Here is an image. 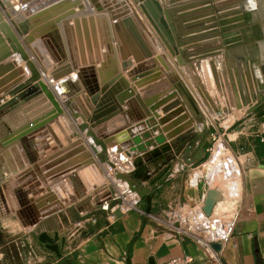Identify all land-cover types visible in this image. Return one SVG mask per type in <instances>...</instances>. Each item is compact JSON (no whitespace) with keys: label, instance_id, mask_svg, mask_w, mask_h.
Instances as JSON below:
<instances>
[{"label":"bare ground","instance_id":"bare-ground-1","mask_svg":"<svg viewBox=\"0 0 264 264\" xmlns=\"http://www.w3.org/2000/svg\"><path fill=\"white\" fill-rule=\"evenodd\" d=\"M0 1L4 3V6L0 3V64L6 65L10 63L13 69L18 71L19 76L17 82L0 92V153L9 149L12 145H19L25 156V158L21 157L22 164L19 165L12 156L11 160H13L14 166L4 159L5 168L0 162V190L2 193L4 190L7 191L15 188L16 177H25L26 182L22 185L20 191L30 193V196L42 184L47 188L48 184L41 179L38 172V169L42 170L43 168L41 166L42 160L47 155L73 144L72 142L76 138H82L87 145L91 143L90 139L92 137L88 129H93L88 126L89 122L93 120L92 117H95L91 102L95 98L94 93L97 92V88L99 89L98 93L101 94L103 99L101 102L106 105L107 93L103 92L105 87L104 83L100 80L107 75L106 63L112 62L116 67L118 65L123 72L127 73L125 76L129 81L130 79L137 81L136 86H142L156 79H162L158 80L160 85L156 82L155 88L157 90H155L154 94H164L167 90L159 89V87H163L162 85L165 83L166 85L168 82L170 84L178 83L180 76L172 67V60L183 64V68H187L186 66L191 62L192 66L195 63L201 72L206 74L211 82L215 84V97L217 96V100L219 101L220 99L221 102L223 98L222 102L226 104L224 92L222 91L227 92L228 75L223 65V60L226 62L227 59L239 55V52L245 53L246 49V52H248L250 49L248 42L253 39V35L251 34V30L253 29L251 28L254 27L252 23L255 18L252 11L254 9L252 6L254 0H239V11H236V9L232 11L231 7L236 3L235 0H226V3H222V0H206L208 2L205 5L209 6L207 12L211 14L217 12L215 18L211 16V20H209L213 25L210 26V29L215 30L212 33H208L211 30H204L206 26L210 25V22L200 25L194 24L192 27H200L196 29V32L194 30L192 31L193 33L191 31L184 33L187 29L190 30L191 28H185L186 24L199 18L198 13L196 17L195 15L185 16L184 13L195 9L200 10L202 8L201 2L205 0H194L192 2H185V0H37L25 5L20 0ZM260 3H264V0L260 1ZM202 12L206 11L199 13ZM222 12H225L223 16H221ZM127 16L134 17L149 47L148 51L144 52L137 45L140 53L139 58L131 55L127 45L125 44L124 46L122 44L120 28L117 29L116 27V24ZM231 17L232 19H229ZM222 20L226 21L222 22ZM251 21L252 23H250ZM49 23L53 27L46 28ZM248 24L250 28L245 29V27L248 28ZM80 27L83 28L85 38L87 39L85 43L87 53L76 56L72 52V37L69 30L73 32L75 29L79 33ZM18 29L21 30L22 35L19 34ZM216 29H218L219 33H217ZM234 32L236 33L235 35L241 38L240 44L243 47L231 48L233 47L232 44L236 41L238 42L236 39H230L234 35L232 34ZM46 33H49L48 39L51 42V46L49 42L44 41ZM130 33L131 37L138 44L134 32L130 31ZM204 40H210L212 44L187 49L189 46H195L202 41L204 42ZM125 47L128 51H124ZM206 50H210L208 51V53L210 52L209 57L206 52L202 53ZM160 60L166 64H163ZM215 60L220 62L219 72L215 70V67L218 66ZM234 61L233 69L235 71L228 72H230V76L235 84L234 89L236 86L238 88L236 90L240 101L239 104H242L241 99L246 104V97L251 93L252 85L248 84L244 74H246V71L248 72L247 63L250 62H248L249 60L242 62L239 60ZM236 62H239L238 66ZM262 63V60H260L259 64L261 65ZM65 65L67 67L62 70L63 72H55L59 67ZM156 66H158V74L161 73L159 76L154 74ZM253 66L249 67L252 68L250 75L253 74L255 79L256 75ZM110 67L112 68V65ZM66 68L68 72L70 71V74L64 76L68 73H64ZM191 68L193 71V67ZM98 69L105 72L101 71L99 73ZM243 72L245 73L242 75ZM193 74L195 75V73ZM239 74L244 83L240 79ZM69 75L70 77H68ZM221 76H223V79ZM252 77L251 79L253 80ZM118 79L122 82V88L126 86L131 87L132 91L137 93L133 82L128 81L133 85L130 86L124 78L118 77ZM254 82L257 83L256 79ZM118 88L119 86H117V90ZM27 90V93H23ZM117 90H112L113 93L112 96L110 95V100H112L114 92ZM36 91L38 92L34 95ZM147 92L148 90L138 93V95L144 101L146 107H150L154 113L155 110L151 105L154 102L149 101L150 93ZM207 98L209 101L210 96L208 95ZM128 102L129 100H126L124 103L117 105L119 107L122 106V108L126 107V112L119 113L114 119L105 122V142L103 141V137L92 138L94 145L100 149L99 152L92 150L93 155L100 158L101 155L106 154L107 160L99 159V164H102L100 166L102 170L106 171L107 168L115 173L113 176L115 178H113L114 183L116 181L125 183L126 181L122 173L118 171L114 172L116 170L115 162L109 160L108 154L111 151L121 152L120 150H111L108 142L109 138L124 134L127 135L125 136L126 138H131L127 141L128 143L129 141L132 142L133 138H140V141L145 144V141L151 140L155 142V138L159 135L166 142L162 130L154 122V114L148 121L146 119L149 117L140 122L134 121ZM126 104L128 105L126 106ZM42 105H46V108L40 109ZM88 105L91 106L92 111ZM100 111L106 112V109H101ZM39 113L43 115L46 113L44 118L48 117V119L42 121L44 122L42 125L44 132L40 131L38 133L36 129L40 130V128L38 126L35 128L28 127V123ZM102 117L103 115L100 118ZM165 123H162V125ZM133 130H137V133L135 134ZM147 130H149L150 138L142 140L143 136L141 132ZM155 133L157 136L153 137ZM42 136L45 139H42ZM126 152H124V156H126ZM130 154L132 153H129V156H126V158L130 157ZM110 155L112 156V154ZM89 157L91 158V156ZM11 160L9 159L10 163ZM111 164L115 168H112ZM95 166L101 176L99 168L97 165ZM82 169L83 166L81 165L70 169L69 179L65 181L61 180L56 185L64 184L63 187L68 188L67 184H65L67 181L80 193L79 197H82V193L76 183L80 179L87 182ZM34 170L37 173V177L32 175ZM117 174L122 179L116 178ZM22 180L24 179L22 178ZM34 180L38 183H35ZM129 184L127 182L126 188L129 189L130 193H133L134 191L130 190ZM112 191L115 192L114 188H110L108 192L107 190H103L101 193L96 194L94 198L88 199L89 201L91 199H98L103 202L106 199V194H110ZM74 194L78 195L76 192ZM93 200H91L92 205ZM92 205L86 204L87 207Z\"/></svg>","mask_w":264,"mask_h":264},{"label":"crops","instance_id":"crops-1","mask_svg":"<svg viewBox=\"0 0 264 264\" xmlns=\"http://www.w3.org/2000/svg\"><path fill=\"white\" fill-rule=\"evenodd\" d=\"M188 1L192 2L194 0H185V2ZM222 1V3H226V0ZM235 1L236 3L231 7L232 11L233 9L239 11V0ZM207 2L206 0L202 1V8L200 9L206 12L199 13L201 11L195 9L184 13L185 16L195 15V17L198 13L199 17L195 19L197 22L193 20L186 24L185 28H191L190 30L187 29L184 33L190 31L193 33L192 31L194 30L196 32V29L200 27H192L194 24L200 25L209 22L210 25L206 26L204 30H211L210 26L212 22L209 20H211V16L215 18L217 12L215 14L208 13L209 6L205 5ZM225 12H222L221 16ZM229 19H232V17ZM224 21L226 20H222V22ZM50 25L49 23L46 28L53 27ZM216 30L219 33L218 29ZM88 31L90 32V30ZM214 31L211 30L208 33ZM69 32L72 37L73 54L76 56L85 55L87 53L85 44L87 39L85 38L83 28L80 27L79 33L75 29L73 32L70 30ZM232 34L234 35L230 39H236L238 42L236 41L232 44L233 47L231 48L240 47L241 38L235 35V32ZM48 36L49 33H46L44 41L49 42L51 46ZM106 37L108 38V36ZM211 42L210 40H204V42L202 41L195 46H189L187 49L208 45ZM257 50V56L262 60V65H264V46L260 45ZM208 51L210 50L203 51L202 53L206 52L209 57L210 52L208 53ZM234 60L241 62L249 60L248 52H239V55L227 59L224 65L227 71H235V69L231 68L235 63ZM160 61L166 64L162 60ZM191 63L186 66L187 68H184V71L187 69V75H191L189 76L190 80L193 78L191 81L194 84V93L202 106L205 105V108H207L200 109V112L205 114V118L202 119L200 117L199 111L192 110L189 113L190 124L187 125L190 134L183 135L182 138L178 139H168L164 145L169 147L166 152H161L160 149L157 151L158 148H156L151 149L147 153L137 154L129 159L124 156V153H120L119 155L112 154V156L110 155L111 153L108 154L109 159L116 162L117 169L114 172L118 171L123 174L134 169L135 160L142 161V166L137 168L136 171L143 188L152 189L155 182L164 181L163 185L151 196L150 212L146 213L148 199L143 198L137 203L135 209L122 211L116 207L113 208L111 213L105 218L104 224L99 228L80 229L84 228L85 225L72 224V220H78L79 218L76 216L75 218L71 211L64 213L69 208L67 206L76 205L82 201L78 195L74 194L75 192L78 194L76 189L66 181L65 184L68 187L66 191H68L69 197L63 193L64 198L67 199V204L62 203L63 208L57 207L58 209L48 213L46 216H39L38 210L35 207L32 210H25L24 207L18 205L16 210L18 220L10 217L6 220L13 223L12 229L14 228L15 231H17L18 227L23 226L22 222L27 224L26 221L32 223L40 221L38 226L41 227L42 233L50 237L49 233L52 232L58 235L61 240L62 246H60V252L63 261L54 260L55 255L52 256L48 252V254H38L40 257H32L30 254L26 255L25 264H126L127 257L130 259V264H162L173 257L185 256H189L192 259V264H210L214 260H216L217 264H264V122L256 125L252 120L245 119L241 124L235 125L237 116L224 114L223 112L231 108H239L241 110L248 108L255 101L256 93L261 91L264 93V80L263 78H259V73L256 74V71L259 70L257 65L253 66L251 62L247 63L248 72L246 71V74L243 72L242 75H245L248 84L252 85V88L251 93L246 97V104L243 102V99H241L242 104H239L240 101L236 90L238 88L236 86L234 89L235 84L232 77L228 75L230 73L227 72L229 76H227V90L225 88L227 92L222 91L224 92L226 104H223V98L220 102V99L218 101L217 96L215 97V84L211 82L206 74L201 72L198 65L193 63L192 66ZM215 63L218 65L215 67V70L219 72L220 62L215 60ZM250 65L255 69L257 83L254 82L253 74L250 75V72L252 73V68H249L251 67ZM18 66L21 67L19 64ZM157 67L154 74L159 76L161 73L158 74ZM191 67H193V71ZM162 71L164 72V70ZM122 76L124 78L125 75ZM199 77L202 78L200 79L201 81H199ZM221 77L223 79V76ZM240 79L242 80L241 75ZM128 81L129 79L126 80V82ZM129 82L134 83L133 85L137 90L135 94L148 90L147 93H150L149 101L153 100V98L156 99L159 95L154 94L155 90H157L155 88V81L143 84L142 86H136L137 81L131 79ZM129 82L128 84L133 86ZM242 82L244 83L243 80ZM188 83L191 82L189 81ZM118 86L122 88L121 85ZM202 88L204 91L201 90ZM114 89H117V86ZM27 92L28 90L23 93ZM208 95L210 96L209 101L207 100ZM205 102L207 103L205 104ZM45 106L42 105L40 109L46 108ZM123 109V112H126V107ZM213 109L219 113L217 115L218 122H215L217 126L215 129L219 133V136L215 141H212L213 143L210 146L212 138L203 136L202 131L206 125L204 119L206 122L210 119V115H208L206 110ZM44 119H48V117ZM176 139L178 141H174ZM120 145L123 147V150H127L128 142ZM215 150L217 151L216 155L211 159V155L213 154L211 153L209 160L211 163L217 161L216 165L211 168L209 163L210 166L206 167L203 163L207 157L209 158L207 153L209 151L214 152ZM153 152H158L155 157L152 155ZM223 153H225L224 155L228 154L230 158L228 157L226 160L222 159L220 154ZM126 159L127 162L125 164L124 160ZM148 159L150 160L149 163H147ZM131 167L133 168L131 169ZM38 172L41 177L42 170L38 169ZM109 172L113 171L106 168V185L100 183L97 187H93L85 178L90 187L88 191L86 190L87 198H90V196L94 198L103 189L108 191L110 189L109 182H113L117 186L115 189L117 194L126 195L128 191L125 185H121L118 182L114 183L107 174ZM32 175L37 177L35 170ZM148 175L150 176L149 187L146 180V176ZM84 177L86 176L84 175ZM101 177L103 180V175ZM25 182V177H21L20 180L15 181V184H18L15 188L22 189V185ZM34 182L38 183L35 180ZM57 182L54 184L56 185ZM40 186V189H46L43 184ZM68 198H71L70 202ZM131 199V195L125 196V201L130 202ZM91 200L88 204L92 205ZM208 204L212 207L210 214L206 215L204 208ZM105 205L107 206V204H104V207ZM117 209L120 211V214L114 217L113 214ZM172 215L178 218H186L189 222L197 224L207 222L211 226L213 225L219 237L228 238L227 244L223 247L220 246V249L215 251L211 248V244L220 243L212 242L209 248L205 246L203 238H196L185 234L181 235L174 232L168 224ZM46 258H48V262L44 261Z\"/></svg>","mask_w":264,"mask_h":264},{"label":"rangeland","instance_id":"rangeland-1","mask_svg":"<svg viewBox=\"0 0 264 264\" xmlns=\"http://www.w3.org/2000/svg\"><path fill=\"white\" fill-rule=\"evenodd\" d=\"M260 1H262V0H254L255 6H258V7H254V9L252 10L254 12L253 14H254L255 18L253 20V23H252V21L250 22V23L254 24V27L251 28V29H253V30H251L252 31L251 34L254 36L253 37L254 40L248 42V45H250L249 46L250 49L248 50V56H249V60L251 61L252 65H257V62H255L254 59L258 57L257 56L258 47H260V45L264 46V3H260ZM0 3L2 6H4V3L2 1H0ZM249 24L247 25L248 28L245 27V29L250 28ZM18 32H20L19 34L22 35V32L20 29H18ZM241 47H243V46H240L239 48H241ZM246 50L244 52H246ZM224 61L225 60H223V65H225V63H226ZM171 63H172L173 68L178 72L180 79L178 80V83L170 84L168 82L167 85L165 83L162 85L163 87H161V88L159 87V89H163V90H165V91L167 90V91L164 94H159L156 99L153 98V100H151V101L156 102V103H157V101H159V103L156 104L157 109L154 111V113L150 107L148 108L151 113H150V117L146 119L148 121L149 119L152 118V116L154 114V116H153L154 122L157 124V127L162 130V133L166 138V142L163 145H161V146L157 145L160 150H161L162 146H164L167 143L168 139H170V138L171 139H174V138L178 139V138H182L183 135H187V134L189 135L190 134V131H189L187 125L190 124L189 113L192 110H194L196 112L199 111V114L201 115L200 117H202V119H203V118H205V114L200 112V109H207V108H205V105L202 106L198 97L194 93V89H193L194 84L192 83L189 76L184 71L183 64L178 63L174 60H172ZM262 64L257 65V68L259 70L256 71V74L259 73L260 74L259 78H263V80H264V65H262ZM111 65H112V68L110 67ZM231 68H233V67H231ZM225 70H226V68H225ZM98 71H99V73H101V71L103 73L105 72L103 70L100 71V69H98ZM227 72L228 71L226 70V73ZM228 73H230V72H228ZM106 74L107 75L104 77L106 79L104 80V78H103L100 80H101V82L104 83L105 88H104L103 92L105 91V93H107L106 94V105H107L109 103H112V100H110V95L112 96V93H113L112 90L116 86L121 85V83H122L121 80L118 79V77L123 78L122 74L126 75L127 73L123 72L122 69H120V67H118V65L116 67V65H113L112 62H110V63L108 62V63H106ZM228 75L230 76V74H228ZM112 76L114 79L112 78ZM124 79L127 80L126 76H124ZM200 79H202V78L199 77V81H201ZM158 80L160 81L162 79H156L155 83L158 82ZM189 81L191 83H188ZM158 84H159V82H158ZM176 84H179V85H176ZM96 91L97 92L94 93L95 98L91 102L92 108L94 110L91 109V106H89L90 103L88 105L90 110L91 111L93 110L95 113V117L94 118L92 117L93 120H91L89 122V126H88V127L92 128L93 130L88 129V131H89V134L92 138H100V137L102 138L103 137V141L105 142L104 139L106 138V129H104V128L106 127V123H105L106 121H102L101 123H98V121H101L100 117L102 115H103V117L106 115V112L100 111L101 109H106V105H105V103L101 102V101H103V99H102L101 94L98 93L99 92L98 88L96 89ZM97 94H99V95L97 96ZM252 99H253V97H252ZM127 105L128 104H126V106ZM246 109H248V110H246ZM246 109L241 110L239 108L238 109L231 108L228 110L226 109L223 112H224V114H233L234 116H237L235 125L241 124L242 122L245 121V119L252 120L253 123H255L256 125L259 124L260 122H264V120H263V118H264V93L263 92L256 93L255 101L251 105H249L248 108H246ZM117 110H119L120 113H122L124 111L122 106H120V107L117 106ZM206 111L208 112V115H210V119L207 122L204 119L206 125L202 131V135L205 136L206 138L208 137L210 139L213 137L218 138L219 133L215 129V128H217L215 122H218L217 121V115L219 113L217 110H214V109L213 110H206ZM166 115H168L169 117L171 116V118H170V120H166L165 121L166 123L162 125V123L159 122V119L166 116ZM91 122H93V123H91ZM102 129H104V130H102ZM133 131L135 134L137 133L136 132L137 130H133ZM104 136H105V138H104ZM125 136H127V135L123 134L119 138H126ZM154 136H157V134L155 133L153 135V137ZM92 138L90 139L91 143L88 145L83 141L82 138H76V140H74L73 142L71 141V142L72 143H74L76 141L82 142L80 144L88 152L89 156H91L92 163L97 165V167L99 168V170L101 172V176L103 175V184L106 185V171L102 170L100 167L102 164L101 165L99 164V159H106V154L101 155L100 158H97V156L95 157V155H93L92 150H95V152H99L100 149H99V147H96L94 145ZM111 138H116V136H112ZM152 139H154V138H152ZM177 139L174 141H178ZM210 141H211V143H210V146H211L213 142H212V140H210ZM142 144H144V143H142ZM109 145H110V147H112L111 150H120L121 151L120 153H124L127 151V150L126 151L123 150V147L120 145V142H118V141L109 142ZM157 146L149 147L147 149L146 153L148 151H150L151 149L158 148ZM211 153H213V154L211 155ZM216 153H217V151L215 150L214 152L209 151L207 154H208V156L211 155V159H212L216 155ZM224 154L225 153L220 154L222 159H224V160L228 159V157H229L228 154L227 155H224ZM136 155H137V153H132V154H130V157H128V159L131 157H134ZM209 159H210V156H209V158L208 157L206 158V160L204 161L203 164L206 167H209L211 165V168H212L216 165L217 161H215L214 163H211V161ZM149 161L150 160L148 159L147 163H149ZM111 162H113V161H111ZM126 162H127V159L124 160L125 164H126ZM134 162H135L134 169H132L133 167H131V169H132L131 172H128V173L125 172L124 174L122 173L125 176L124 180L126 182L125 181H124L125 183H120L118 181H116V182L120 183L121 185H125V187H126L127 182L132 181L133 183H135L138 186V188L147 189V188H143L140 178H135L134 174H131L132 172H135L138 174V172L136 171L137 161L135 160ZM209 163H210V165H209ZM114 165L116 166V162ZM116 169H117V166H116ZM109 170H111V169H109ZM107 174L110 176V178L112 180L115 179L113 177L115 175V173L109 172ZM128 174H131V175L128 176ZM128 177H129L130 181H128ZM149 177H150L149 175L146 176V180L148 181V187L150 186V178ZM20 178L21 177L15 179V181L20 180ZM158 182H161V181H158ZM76 183L78 185V189L82 193V197H80V198L82 200H83V198L84 199L87 198L86 190L88 191V188H90L88 183L85 182L83 179L76 181ZM163 183H164V181L162 182V185H163ZM109 184H110V188H114V190H115L116 185L113 184V182H109ZM107 185H108V181H107ZM16 186H18V184H16ZM116 188H117V186H116ZM65 189H67V188H65ZM20 190L21 189L13 188V189H9L7 191L4 190L3 193L0 190L1 191V193H0V205H1L0 206V230H1V232L0 233L2 235V238L0 239V264H25L26 263L25 256L28 254H30L32 257H38L39 256L38 254H48V252L52 256L55 255L54 252H52L46 248L45 243H42L39 241V236H40V234H42L41 227L38 226L40 221L36 222V223L26 221L27 224H24L22 222V225L24 227L23 226L18 227L17 231H15L14 228L12 229V226H13L12 222L6 221L9 217L12 219L16 218L18 220L17 211H16L18 208L17 207L18 205L24 207L25 210L35 209L34 203L31 202L33 195L31 194V196H30V193H25L26 194L25 195ZM103 190H106V189H103ZM147 190L149 191V190H151V188L150 189L148 188ZM127 191L129 192L128 188H127ZM79 195H80V193L78 192V196ZM117 195L120 198L124 197L123 195L117 194V192H115L114 197ZM152 195H153V193L150 196H152ZM22 197L24 199L23 202H22ZM91 197L92 196H90V198ZM66 201H67V199L64 200V203L67 204ZM68 201L70 202L71 198H68ZM122 201H123L122 199H119V203H121ZM105 204H108V203H105ZM2 205H3V207H2ZM74 206L75 205L67 206L69 208L64 213H69L70 210L72 208H74ZM105 207H106V205H105ZM110 213H111V210L105 211L103 214L92 215V216L86 217L83 220L74 219V220H72L73 221L72 224L73 225H77V224L85 225L84 228H80V229H86V228L88 230H89V228L90 229H96V227L99 228L101 225L104 224L105 218ZM75 216L77 218H79V215L78 214L76 215V212L74 214V217ZM19 221H20V219H19ZM49 235H50L51 239L55 236V234H53L52 232L49 233ZM55 244L58 246L59 253L61 254L60 246H62L61 245L62 243H61V240L59 239V237H58V240L55 242ZM39 252H42V253H39ZM55 256H54V260L63 261L62 256H61V258H57V256L56 257ZM27 261H28V259H27ZM44 261L48 262L49 260H48V258H46V259H44ZM64 262H65V260H64Z\"/></svg>","mask_w":264,"mask_h":264},{"label":"water","instance_id":"water-1","mask_svg":"<svg viewBox=\"0 0 264 264\" xmlns=\"http://www.w3.org/2000/svg\"><path fill=\"white\" fill-rule=\"evenodd\" d=\"M37 0H20V2L25 5L27 3H32ZM117 29L120 28V35H121V41L122 44L125 46L127 45V48L130 49V54L135 56V58L140 57L139 45L144 52L148 51L147 49L148 44L146 42V39L144 35L141 33V30L139 29L135 19L133 16H127L124 17L121 21L116 24ZM119 31V30H118ZM130 31L134 32L135 38L137 39L138 44L135 42L134 38L131 37ZM128 51L125 47L124 51ZM257 64H259L260 59L257 57L254 59ZM251 62V61H250ZM237 66L239 65V62H236ZM68 65V64H67ZM67 65L59 67L57 70H55L56 73L63 72L62 70L67 67ZM68 72L67 68L64 70V73ZM63 74V73H62ZM70 74V71L65 74L64 76ZM63 76V77H64ZM19 80L18 71L14 70L12 65L10 63L3 65L0 64V92L6 90L8 87L12 86L15 82ZM116 90V89H113ZM126 100H129V108L132 112V118L134 121L140 122L143 119L150 117V112L148 111V108L146 107L144 101L141 99V97L138 94H135L132 91L131 87H123L122 89H119L114 92L112 103H109L106 105V116L101 118V121H98V123H101L102 121H107L114 119L116 116L119 115V110H117L118 104L124 103ZM159 101L154 102L152 104L153 109L156 110ZM41 113L37 114L32 121L28 123V127L35 128L39 127V129H36V131L39 133L44 132L43 129V123L42 121H46L44 119V116ZM169 115V114H168ZM168 115L162 117L159 119L160 123H164L166 120H170L171 116ZM41 117V118H40ZM43 118V120H42ZM264 120V118H263ZM164 121V122H163ZM122 129V128H121ZM118 129V130H121ZM117 130V131H118ZM141 131V130H140ZM142 133V140H147L150 138L149 130L143 131ZM36 135V134H35ZM121 135V134H120ZM121 136L116 135V138H109L108 142H114L118 141L120 144H125L129 139L131 138H119ZM42 139H45L42 136ZM171 139V138H170ZM165 142V139L162 138V136H157L154 141H145V144H141L140 138H133V141H129L128 143V152H126V156H129V153H137V154H143L146 153L147 149L151 146H157L161 145ZM81 141H76L73 144L67 145L65 148H63L60 151H56L54 153H51L47 155L41 163L42 168V174L41 179L48 184L46 189H36V191L33 192V197L31 199V202L34 203L35 208L38 210L39 216H45L50 212H53L55 209L63 208L62 203H64V196L63 193L68 196V193L66 189L63 187V184L53 185L56 181L59 183V181L67 180L69 179V170L76 167V166H83L82 172L86 176V179L88 182L93 186L97 187L98 184L103 183V180L95 166L94 163L91 162V158L89 157L88 152L83 148V146L80 144ZM103 147V146H102ZM158 147V146H157ZM168 146H164L160 151L166 152L168 150ZM112 149V147H111ZM21 147L19 145H12L9 147V149L4 150L0 153V162L3 164V166L6 168L3 160H8V163L14 166L13 160H11V156L15 158V162L17 164H22L21 157L25 158L24 153L21 151ZM159 151V147L158 150ZM158 152H153L152 155L155 157ZM111 154H120L118 151H111ZM11 160V163L9 161ZM107 160V156H106ZM137 168H140L142 166V161L137 160ZM112 168H115L114 165L111 164ZM131 174H134L135 178H138V174L136 175L135 172H132ZM116 178H121L119 174L116 175ZM61 179V180H60ZM122 179V178H121ZM128 181L129 178H128ZM130 190H133V193H136L140 199L146 198L147 201V212H150L151 207V199L150 193L147 189H140L138 186L133 183L132 181L129 182ZM133 183V184H132ZM40 191V192H38ZM116 192V191H115ZM111 192L110 194H106V199L102 202L101 200L94 199L93 205L90 207H87L86 204L89 203V199H85L81 202H79L77 205L74 206L70 211L76 215H79V219L83 220L86 217L92 216V215H99L103 214L105 211L102 210V205L107 202V211L112 210L119 204V200L114 199V193ZM58 197L60 199H58ZM58 207V208H57ZM211 205L208 204L204 208V213L206 215L210 214L211 211ZM120 214V211L117 209L116 212L113 214L114 217L116 215ZM97 220V219H96ZM58 240V236L55 234V236L51 239L47 234L42 233L39 236V241L46 244V248L50 251L54 252L57 258H61V254L59 253L58 246L55 244V242ZM211 248L215 251H218L220 249V244H211ZM126 264H130V259L127 257Z\"/></svg>","mask_w":264,"mask_h":264},{"label":"built area","instance_id":"built-area-1","mask_svg":"<svg viewBox=\"0 0 264 264\" xmlns=\"http://www.w3.org/2000/svg\"><path fill=\"white\" fill-rule=\"evenodd\" d=\"M219 136V135H218ZM216 137L212 138V141H215ZM162 186V182H155L152 189L149 190L150 195L154 193L157 189H159ZM123 195V194H122ZM131 195L132 199L130 202L125 201V196ZM126 195H123L124 197L120 198L118 195L114 197L115 200L122 199L123 201L119 203L116 208L119 210H131L135 209V206L140 201L139 196L136 193H126ZM103 211H107V206L102 207ZM170 228L178 233V234H185L190 235L196 238H203L205 246L210 248V244L212 242L220 243V246L223 247L227 244L228 238L227 237H219L216 233L215 228L213 225L203 222L202 224H197L194 222H189L186 218H178L174 215L170 217V222L168 223ZM162 264H192V259L189 256L185 257H173L169 259L168 261L162 263ZM210 264H217L216 260L212 261Z\"/></svg>","mask_w":264,"mask_h":264},{"label":"flooded vegetation","instance_id":"flooded-vegetation-1","mask_svg":"<svg viewBox=\"0 0 264 264\" xmlns=\"http://www.w3.org/2000/svg\"><path fill=\"white\" fill-rule=\"evenodd\" d=\"M0 232H1V230H0ZM2 238V235H1V233H0V239Z\"/></svg>","mask_w":264,"mask_h":264},{"label":"clouds","instance_id":"clouds-1","mask_svg":"<svg viewBox=\"0 0 264 264\" xmlns=\"http://www.w3.org/2000/svg\"><path fill=\"white\" fill-rule=\"evenodd\" d=\"M252 6L255 7V4L253 3Z\"/></svg>","mask_w":264,"mask_h":264},{"label":"trees","instance_id":"trees-1","mask_svg":"<svg viewBox=\"0 0 264 264\" xmlns=\"http://www.w3.org/2000/svg\"><path fill=\"white\" fill-rule=\"evenodd\" d=\"M66 263H67V261H66ZM68 263H70V261H68Z\"/></svg>","mask_w":264,"mask_h":264}]
</instances>
